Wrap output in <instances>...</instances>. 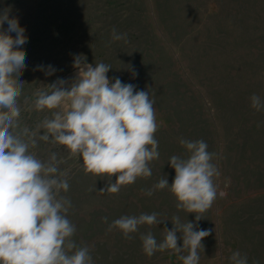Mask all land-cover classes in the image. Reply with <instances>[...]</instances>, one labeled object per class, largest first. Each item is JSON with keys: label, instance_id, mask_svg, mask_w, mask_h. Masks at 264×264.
I'll list each match as a JSON object with an SVG mask.
<instances>
[{"label": "rangeland", "instance_id": "1", "mask_svg": "<svg viewBox=\"0 0 264 264\" xmlns=\"http://www.w3.org/2000/svg\"><path fill=\"white\" fill-rule=\"evenodd\" d=\"M74 1L69 23L75 25V34H81L88 7L86 0ZM89 1L96 8L94 13L106 11L97 26L104 28L107 45L113 29L127 35V42L119 40L108 51L100 50L103 55L99 57L94 51L91 59L111 66L107 73L111 81L119 78L137 91H149L160 155L150 165V178H139L117 194H100L107 178L85 175L82 160L70 157L63 146L38 141L31 151L40 159L47 160L55 152L64 160L60 169L67 172L70 187L62 194L72 203L68 218L76 226L73 239L77 245L89 247L92 264H182L169 250L146 256L140 240L141 234L149 231L160 240L162 230H171L172 217L179 215L182 221L196 223L198 229L210 230L201 242L199 264H229L228 258L236 251L247 256L248 264H264V186L254 181L258 176L264 179V155L261 150L234 149L229 144L239 131L230 113L233 106L243 113L244 104L250 107V96L264 88V0H168L170 6L164 0H149L148 11L145 0H111L114 6L110 0ZM19 6L16 14L27 18V10ZM115 14L124 19L120 27L113 23ZM62 53L46 62V68L51 65L55 69L53 75L46 76L38 67L35 75L40 81H33L32 89H26L23 96L31 97L37 88L57 79L75 77V70L63 78L56 71L58 64H69V52ZM39 60L34 56L33 62ZM88 63L95 66L94 61ZM21 106V124L31 129L49 115L28 112L23 103ZM180 139L204 140L208 151L215 153L213 163L220 173L214 182L218 193L224 195L217 196L198 222L195 214L178 211L167 189L144 194L162 175L172 183L175 171L167 163L173 155H185ZM111 179L114 183L116 177ZM153 212L167 222L141 226L130 238L119 230H108L121 216ZM177 236L182 247L181 234Z\"/></svg>", "mask_w": 264, "mask_h": 264}, {"label": "clouds", "instance_id": "2", "mask_svg": "<svg viewBox=\"0 0 264 264\" xmlns=\"http://www.w3.org/2000/svg\"><path fill=\"white\" fill-rule=\"evenodd\" d=\"M119 40L127 42V35L113 29L111 42ZM25 43L19 20L9 18L7 9L0 13V264H92L89 247L73 239L76 226L68 218L72 203L62 194L70 187L67 172L60 169L64 160L55 152L42 160L31 149L38 141L63 146L70 157L82 160L85 175L107 178L100 194H117L123 186L152 176L150 165L160 155L154 101L149 91H137L119 78L111 81L107 76L110 65L98 62L93 66L77 55L72 80L57 79L37 88L31 97H23L25 111L49 115L35 129L22 125L25 83L19 78L26 67ZM40 67L46 76L55 73L51 65ZM249 100L257 112L264 108L260 96L253 94ZM179 143L185 155H173L167 163L175 171L172 183L162 175L144 194L167 189L178 211L195 214L198 222L217 196L224 195L214 182L220 173L213 163L215 153L208 151L204 140L180 139ZM103 219L107 223V217ZM164 222L155 212L125 215L109 224L108 230H119L130 238L141 226ZM171 224V230H162L160 240L151 231L141 234L143 253L151 257L169 250L182 264H199L201 242L210 230L198 229L179 215L172 217ZM228 259L229 264H248L247 256L239 251Z\"/></svg>", "mask_w": 264, "mask_h": 264}, {"label": "trees", "instance_id": "3", "mask_svg": "<svg viewBox=\"0 0 264 264\" xmlns=\"http://www.w3.org/2000/svg\"><path fill=\"white\" fill-rule=\"evenodd\" d=\"M168 4V0H164ZM87 8L86 20L83 22L84 26L81 25V34H75V25L71 26L69 19L71 18L72 6L75 5L74 0H0V13H3L6 9L9 10V18H17L19 20L20 27L25 29V35L27 37V43L22 48L26 52V67L23 70L20 80L25 84L23 86V92L26 89H32L30 84L40 81L41 78H36L35 75L38 71L39 66L46 68V63L49 58H58L61 56L62 51L67 50L69 52L68 65L58 64L56 71L60 78H63L68 71L74 70L73 61L77 55H83L86 57L87 63H98V59H91L95 51L97 57L103 55L99 53L100 50L108 51L113 44H117L119 41L111 42L107 45L106 33L104 28L97 26L101 23L102 17L106 15V11L103 15L94 13L96 8L92 6L89 0L85 1ZM114 6V2H109ZM146 10L148 11L149 0H145ZM20 8L23 7L27 10L24 16L16 14L18 5ZM109 5V4H108ZM168 6H170L168 4ZM161 7V4H159ZM73 10L75 7L73 6ZM62 13V16H58ZM155 15V4L151 9V16ZM113 23L120 27L122 24V16L114 15ZM37 20V22H36ZM97 26V27H96ZM8 27L7 23L3 25L6 30ZM96 27V29H95ZM104 30V31H103ZM14 37L15 33H11ZM163 36V33H159ZM89 42L92 44L89 45ZM76 54H72L74 52ZM150 51V49H149ZM148 51V52H149ZM86 52V53H85ZM63 54V53H62ZM95 54V55H96ZM38 55L40 62H33L34 56ZM60 55V56H59ZM96 57V56H95ZM41 69V67H40ZM27 71H30L29 73ZM32 73V75H31ZM40 77V76H39ZM264 101V88L257 94ZM23 95L21 98V105L23 101ZM245 111L242 113L239 106H233L230 113L235 116L234 123L236 130L234 138L229 139V144L234 149L243 148L245 150L256 149L261 150L260 155H264V108L259 112L244 104ZM242 113V114H241ZM261 170L258 171L260 173ZM241 176H238V179ZM254 181H258L259 185L264 186V179L258 176Z\"/></svg>", "mask_w": 264, "mask_h": 264}]
</instances>
